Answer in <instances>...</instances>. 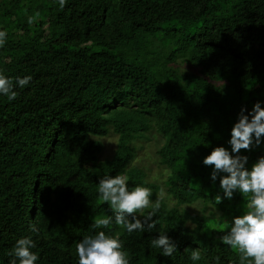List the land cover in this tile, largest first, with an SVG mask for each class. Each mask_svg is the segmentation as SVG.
I'll list each match as a JSON object with an SVG mask.
<instances>
[{
    "label": "trees",
    "instance_id": "trees-1",
    "mask_svg": "<svg viewBox=\"0 0 264 264\" xmlns=\"http://www.w3.org/2000/svg\"><path fill=\"white\" fill-rule=\"evenodd\" d=\"M0 30V72L32 77L14 101L0 94V264L27 236L36 264H78L76 245L101 230L129 264H241L220 237L251 194L218 203L227 174L213 181L203 161L215 147L232 154L242 107L264 108V0H0ZM155 134L151 159L165 174L152 179L136 159ZM261 139L240 150L249 170ZM119 174L130 191L150 188L153 204L163 191L151 232L114 223L98 185ZM106 216L109 228H92ZM160 233L176 245L171 257L151 244Z\"/></svg>",
    "mask_w": 264,
    "mask_h": 264
},
{
    "label": "clouds",
    "instance_id": "clouds-1",
    "mask_svg": "<svg viewBox=\"0 0 264 264\" xmlns=\"http://www.w3.org/2000/svg\"><path fill=\"white\" fill-rule=\"evenodd\" d=\"M67 0H59L61 8L65 7ZM39 15L38 13L36 14ZM29 23L34 22L29 17ZM7 42L6 30H0V47ZM32 81L31 76L10 78L0 72V94L6 96L9 101L18 97L16 87L24 88ZM247 113V114H245ZM264 137V108L260 102H256L251 111L242 107L238 113L237 122L231 130V153L224 147H215L205 157V165H214L211 179L215 181L220 176V187L223 197L217 196L216 200L221 203L224 198L231 200L235 192L243 197H249L247 211L233 218L230 230L220 237L221 242L230 246L239 254L241 264L248 261L249 264H264V157L249 170L246 165L248 157L241 155L240 150H252L259 146ZM234 154V155H233ZM98 192L101 199L110 205L113 212L114 223L122 226L129 234L134 231L151 232L156 227V216L160 209V198L153 202L150 200L152 190L144 186H136L131 191L128 187V176L119 174L105 176L99 181ZM151 208L143 218L137 217L136 213ZM113 216L95 217L93 229L109 228L113 223ZM30 231L38 233L39 228L33 224ZM153 247L161 249L162 255L171 257L177 251L175 243L166 235L160 233L158 238L151 240ZM36 243L31 236L20 238L16 241L9 253L13 259L10 264H36L38 256L32 249ZM123 244L119 237L109 236L105 231H98L95 235L84 237L76 245L78 264H129V254L122 250ZM191 259H201L198 249H193ZM217 261L219 257L216 258Z\"/></svg>",
    "mask_w": 264,
    "mask_h": 264
},
{
    "label": "rangeland",
    "instance_id": "rangeland-1",
    "mask_svg": "<svg viewBox=\"0 0 264 264\" xmlns=\"http://www.w3.org/2000/svg\"><path fill=\"white\" fill-rule=\"evenodd\" d=\"M156 139L158 140V136L155 134L153 136V138H151L148 141L142 140V143L140 144V146L137 150V159H136V160H138V162H140V160H143L145 167L148 168V170H149V176L152 179H154L158 175L164 176V174H165V172L162 171L160 169V167L158 168V163L155 160L151 159V156L156 157L154 154L155 146L157 145L156 141H155ZM112 140H114V136L106 137L104 139L105 142H111ZM110 144L111 143H108V146ZM189 208L191 211L198 212L201 208V202L196 201V202L192 203Z\"/></svg>",
    "mask_w": 264,
    "mask_h": 264
}]
</instances>
